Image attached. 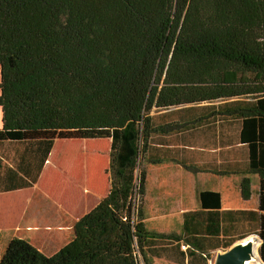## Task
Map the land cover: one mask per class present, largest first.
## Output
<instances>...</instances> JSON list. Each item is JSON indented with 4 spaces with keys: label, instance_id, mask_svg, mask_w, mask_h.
Masks as SVG:
<instances>
[{
    "label": "trees",
    "instance_id": "obj_1",
    "mask_svg": "<svg viewBox=\"0 0 264 264\" xmlns=\"http://www.w3.org/2000/svg\"><path fill=\"white\" fill-rule=\"evenodd\" d=\"M0 107V142H46V157L56 139L111 140L110 191L72 241L47 256L13 239L0 264H209L189 225L179 235L144 222L142 166L160 163L147 155L153 139L186 128L153 113L177 107L205 110L196 123L242 121L261 182L257 228L238 240L257 236L264 263V0H0ZM241 185L249 199V179ZM201 198L220 206L219 194Z\"/></svg>",
    "mask_w": 264,
    "mask_h": 264
},
{
    "label": "crops",
    "instance_id": "obj_2",
    "mask_svg": "<svg viewBox=\"0 0 264 264\" xmlns=\"http://www.w3.org/2000/svg\"><path fill=\"white\" fill-rule=\"evenodd\" d=\"M225 102L200 106L218 108ZM181 108L153 113L165 115L157 119L158 125L179 123L186 124V128L168 135L159 134L153 139L147 155L160 163L151 164L147 159L142 166L147 179L142 208L144 222L147 227L153 220L155 228L159 229L151 231L164 234L183 235L189 225L200 238H192L194 245L215 256L228 250L230 247H223L231 240L236 244L257 237L250 235L238 240L257 228L255 212L259 207L261 181L258 175L249 173L248 148L240 140L241 120L223 114L211 119L206 116L196 123L205 110L180 111ZM207 113L209 116L210 112ZM89 140L73 142L78 144L77 153L71 155L73 159L90 154L89 148L88 152L83 151L85 146H90ZM60 141L71 140L56 139L47 157L49 145L46 142H0V256L13 239L28 241L47 256L55 254L72 241L75 224L108 195L110 172L109 190L104 192L107 186L103 185L102 175L98 189L92 192L86 189L91 187L90 183L96 186L97 179H91L95 172L87 167L80 177V191L75 195L79 201L71 206L59 201L60 189L65 190L63 194L71 189L62 188V175L70 181L74 177L71 168L63 174L58 164ZM245 178L251 184L249 199L242 196L241 184ZM207 192L219 194V208L214 205L215 198H209L212 204L207 200L204 205L201 195ZM187 248L188 245L182 247ZM154 259L176 263L174 259Z\"/></svg>",
    "mask_w": 264,
    "mask_h": 264
},
{
    "label": "rangeland",
    "instance_id": "obj_3",
    "mask_svg": "<svg viewBox=\"0 0 264 264\" xmlns=\"http://www.w3.org/2000/svg\"><path fill=\"white\" fill-rule=\"evenodd\" d=\"M1 129H2V112L0 109V130ZM70 140L71 141H60V145L58 147V151H59V155H60V158L58 160V164L63 169L62 173L64 174L65 170L67 171L68 168H71V173L74 175L73 181H70L64 175H62V177H61L62 188L66 187V186H68L67 189L71 188L65 192L66 195L63 194V192L65 190L60 189V191H61L60 194L62 197L59 198V201L66 203L67 206H71L74 203L79 201V198L76 197L75 195H77L80 191V188H79L80 177H81L82 173L84 172V168L88 167L89 169L94 170L95 175L91 176V179L94 177L97 179V182L95 180L96 186H94L92 183H90L89 185H91V187H88V189H86V190H89L92 192L94 191V189L97 190L99 187L98 184H100V177L102 175L104 177L103 178V180H104L103 185L107 186L106 188L104 187L105 188L104 192H107L110 188L109 178H108L109 172L108 171H109V165H110L111 140H109V139H98V140L97 139L96 140L90 139L88 142V143H90V146L88 145V146H85L83 148V151H87V152H88L87 149L89 148L90 154L86 153L84 155L82 153V151H80L83 155L80 154V155H82L81 157L77 156V158L75 157L74 159L71 157V155L77 153L76 149L78 148V144L73 143V142H76L77 139H70ZM80 142L85 145L84 141H80ZM143 169H144V167H143ZM139 171H138V173H139ZM50 181H52V180H50ZM72 194H73V196H72ZM158 220H160V219H158ZM160 221H162V220H160ZM155 223L156 222H154L153 220L151 222H149V224L147 225V229L149 231H151V230L157 231V229H159V227L155 228L156 227ZM214 257L215 256H212V258L210 260H213ZM150 261H151V264H170V263H166L164 261L155 260L154 258H150ZM141 262L144 264V262L142 260H141ZM251 264H260V263H259V260H257L256 262H253Z\"/></svg>",
    "mask_w": 264,
    "mask_h": 264
},
{
    "label": "water",
    "instance_id": "obj_4",
    "mask_svg": "<svg viewBox=\"0 0 264 264\" xmlns=\"http://www.w3.org/2000/svg\"><path fill=\"white\" fill-rule=\"evenodd\" d=\"M254 239L260 241L258 237H254ZM255 240H249L247 238L242 242L234 244L225 252H220L216 254L214 259L210 260V263L211 264H248L249 262L256 260L257 257L254 254ZM257 254L260 260V264H264L259 256L258 251Z\"/></svg>",
    "mask_w": 264,
    "mask_h": 264
},
{
    "label": "bare ground",
    "instance_id": "obj_5",
    "mask_svg": "<svg viewBox=\"0 0 264 264\" xmlns=\"http://www.w3.org/2000/svg\"><path fill=\"white\" fill-rule=\"evenodd\" d=\"M249 240H255L254 238H249ZM257 240V239H256ZM255 240V242H254V254H255V256L257 257L256 258V260H253V261H251V262H249L248 264H251V263H253V262H256L257 260H259V258H258V254H257V251H258V248H259V245H260V241L258 240V241H256ZM259 263H260V260H259Z\"/></svg>",
    "mask_w": 264,
    "mask_h": 264
},
{
    "label": "built area",
    "instance_id": "obj_6",
    "mask_svg": "<svg viewBox=\"0 0 264 264\" xmlns=\"http://www.w3.org/2000/svg\"><path fill=\"white\" fill-rule=\"evenodd\" d=\"M140 264H143V263L140 261ZM209 264H211V263L209 262Z\"/></svg>",
    "mask_w": 264,
    "mask_h": 264
}]
</instances>
